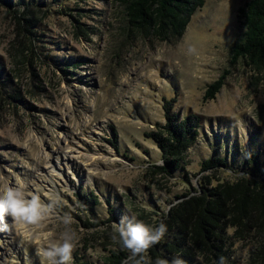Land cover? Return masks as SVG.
I'll return each instance as SVG.
<instances>
[{
    "label": "rangeland",
    "instance_id": "obj_1",
    "mask_svg": "<svg viewBox=\"0 0 264 264\" xmlns=\"http://www.w3.org/2000/svg\"><path fill=\"white\" fill-rule=\"evenodd\" d=\"M249 1L205 0L183 37L164 42L131 26L115 0H0V198L12 189L44 206L34 223L0 219V264H50L37 250L66 231L71 264L120 251L158 264L150 248L131 258L114 225L135 217L158 228L173 206L264 162V69L231 53ZM169 114L197 116L201 128L182 168L164 173L149 135ZM224 155L228 167L202 171ZM88 193L99 199L92 211ZM254 248L232 241L228 264H258Z\"/></svg>",
    "mask_w": 264,
    "mask_h": 264
},
{
    "label": "trees",
    "instance_id": "obj_2",
    "mask_svg": "<svg viewBox=\"0 0 264 264\" xmlns=\"http://www.w3.org/2000/svg\"><path fill=\"white\" fill-rule=\"evenodd\" d=\"M115 1L124 8L131 26L164 42L182 38L191 17L205 3V0ZM237 19L245 32L231 47L233 59H242L247 66L260 71L264 69V0H250L239 9ZM223 80L220 78L209 87L207 99H215L224 85ZM167 120V126H160V130L149 135L161 150L164 166L156 168L164 173L182 168L181 161L197 143L201 128L197 116L178 119L175 114H169ZM227 162V155L216 156L203 160L201 169L206 172L228 167ZM244 174L247 177L204 188L199 195L173 206L161 221L167 229L163 238L150 248L152 260L167 261V264L175 260L183 264H228L235 240L255 245L252 260L264 264V162L257 160ZM83 199L91 211L99 204L93 193L83 195ZM230 230L234 232L229 234ZM103 264L135 262L128 252L120 251L112 252Z\"/></svg>",
    "mask_w": 264,
    "mask_h": 264
},
{
    "label": "clouds",
    "instance_id": "obj_3",
    "mask_svg": "<svg viewBox=\"0 0 264 264\" xmlns=\"http://www.w3.org/2000/svg\"><path fill=\"white\" fill-rule=\"evenodd\" d=\"M44 206L39 202L38 197L25 200L22 193L8 189L5 195L0 198V219L5 214L10 215L17 224L34 223L37 219L43 218ZM70 218H65L67 225ZM166 226L160 224L158 228H152L135 217L131 220L122 219L119 225H114V231L118 233L119 242L122 247L131 253V258L146 252L149 248L159 243L166 232ZM75 233L65 232L62 235V242L54 243L49 249L39 248L38 255L48 258L50 264H71L73 251L75 249ZM116 239V236H113ZM158 264H167V261H158ZM173 264H183L180 260L173 261Z\"/></svg>",
    "mask_w": 264,
    "mask_h": 264
}]
</instances>
